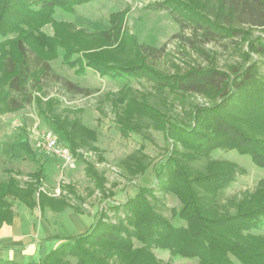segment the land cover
Listing matches in <instances>:
<instances>
[{
    "label": "trees",
    "instance_id": "obj_1",
    "mask_svg": "<svg viewBox=\"0 0 264 264\" xmlns=\"http://www.w3.org/2000/svg\"><path fill=\"white\" fill-rule=\"evenodd\" d=\"M86 2L89 0H0V113L21 110L34 103L52 120L74 152L97 148L93 132L80 116H62L57 107L61 101L44 99L52 84L72 96L91 93L54 70L49 57L59 50H63V57L71 66L83 73L93 69L103 76L152 79L182 96H199L205 101L194 102L179 131H172L174 126L166 124L170 135L182 133L181 138L166 159L154 167L153 185L140 186L139 193L127 199L122 210L114 206L116 223L98 219L83 235L70 237L72 241L47 254L41 264H70L67 254L75 256L79 264H165L155 255L156 248L183 259H197L199 264H264V234L255 233L263 228L264 181L255 192L245 191L222 199V193L240 174L241 167L229 159L212 156L216 148L236 149L251 155L257 165L264 167V0L158 3V8H170L180 29L188 33L179 36L203 58V62H190L173 76L156 71L148 63L145 46H135L140 58L120 67L98 60L94 54L73 58L79 47L42 31L44 25L55 24L56 8L74 12L75 6ZM122 29L105 30L94 36L99 42L111 44ZM208 44L230 51L233 62L220 67L218 51ZM158 77L168 80L162 82ZM126 93H117L116 102L125 98ZM126 100L128 106L133 102L131 97ZM155 100L159 105V97ZM149 101L145 97L143 104L157 116ZM123 114L124 122L134 125L135 131H145L146 125L153 123L149 116L129 107ZM158 114L164 121L165 117ZM176 121L172 117L170 123ZM121 164L131 179L144 173L152 160L138 149ZM29 186L30 191L25 190L12 177L0 182V225L10 223L13 217L10 197L31 207L36 204V194H32L35 189ZM169 194L181 201L180 210L171 208L170 215L165 202ZM47 198L40 193L41 206H67L64 199ZM175 217L185 223L175 224ZM0 264L19 263L0 259Z\"/></svg>",
    "mask_w": 264,
    "mask_h": 264
},
{
    "label": "rangeland",
    "instance_id": "obj_2",
    "mask_svg": "<svg viewBox=\"0 0 264 264\" xmlns=\"http://www.w3.org/2000/svg\"><path fill=\"white\" fill-rule=\"evenodd\" d=\"M158 3L170 5L175 3V0H89L75 6L74 12L56 8L53 13L55 24L44 25L42 31L46 35L58 36L65 42L79 47L73 58L85 53L94 54L93 57L98 60H107L120 67L133 64L140 58V54H137L139 49L135 46H145V52L149 55L148 63L152 64L156 71L173 76L190 62H203V58L191 50L179 36L181 33H188L180 29L170 8H158ZM120 27L123 29L115 43L99 42L94 36L105 30L117 32ZM35 44L39 46L38 41H35ZM208 46L218 51L220 67H226L227 63L233 62L234 56L230 51L219 45ZM149 47L156 49L151 51ZM63 55V50H59L55 56L50 55L49 61L54 70L76 84L90 89L91 93L72 96L60 89L59 85L52 84L48 87L49 96L44 99L46 101L52 97L61 101L57 107L62 116H80L84 125L93 132L97 148H80L74 152L57 131L52 120L48 119L36 104H26L21 110L6 111L9 113H6L3 119L0 118V139L3 137L11 149L21 148L26 152L22 153L21 157L8 160L0 157V180L6 182L11 177L15 178L27 191H30L29 184L33 186L34 195L42 192L51 199H64L67 203L66 209L69 210H88L95 214V224L100 218L105 223H116L114 206H120L119 209L122 210L125 201L139 193L140 186L153 185L154 167L166 159L177 140L181 138L182 133L175 132L173 134L176 135H170L167 125L174 126L172 131H179L183 118L189 116L194 102L203 103L205 100L199 96H182L167 86L157 82L154 84L152 79L143 77L124 79L103 76L93 69H87L83 73L77 70V67L71 66ZM155 76L157 77L156 74L154 78ZM158 79L165 82L168 77ZM123 91L127 92V97L121 100L118 98L116 102V94ZM128 97L133 101L130 106L127 105ZM145 97L149 98V103L154 104L153 113L158 117L151 114L152 109H146L143 104ZM156 97H159V105L155 103ZM126 107L135 113L149 116L153 123L146 125L145 131H135L132 129L134 125L124 122L123 113ZM158 113L165 117L164 121L159 119ZM172 117L176 118V123H170ZM50 131L54 133L60 145L71 150L74 163L65 165L56 155L45 151L41 135ZM138 149L149 156L152 164L144 173L129 179L121 162ZM212 156L229 159L241 167L240 174L222 193V199L235 194L241 195L245 191L255 192L260 185L263 186L264 167L257 165L251 155L236 149L216 148ZM39 169L42 171H38ZM9 200L18 211L23 209L24 206L19 200L13 197ZM165 202L167 214L171 208L176 211L181 208V201L173 194H169ZM173 222L178 225L185 223L176 217ZM262 227L255 230V233L264 234V218ZM69 238L63 240L62 244L72 241ZM136 244L140 245L137 241ZM154 253L165 264H199L197 259H183L172 255L168 250L156 248ZM66 257L70 264H79L72 254H67Z\"/></svg>",
    "mask_w": 264,
    "mask_h": 264
},
{
    "label": "crops",
    "instance_id": "obj_3",
    "mask_svg": "<svg viewBox=\"0 0 264 264\" xmlns=\"http://www.w3.org/2000/svg\"><path fill=\"white\" fill-rule=\"evenodd\" d=\"M6 113H0V118L3 119ZM22 153L26 152L21 148L11 149L3 137L0 139V157L3 160L21 157ZM22 206L20 211L11 206L13 217L10 223L0 225V259L14 260L19 264H41L43 258L59 247L63 240L82 235L97 219L88 210L74 211L66 209L67 206L56 209L47 204L41 206L39 196L33 207L25 203Z\"/></svg>",
    "mask_w": 264,
    "mask_h": 264
},
{
    "label": "built area",
    "instance_id": "obj_4",
    "mask_svg": "<svg viewBox=\"0 0 264 264\" xmlns=\"http://www.w3.org/2000/svg\"><path fill=\"white\" fill-rule=\"evenodd\" d=\"M42 136V146L46 149L48 154H53L61 158L64 164H72L74 163V158L71 150L68 147H63L59 144L58 139L54 135V133L47 132Z\"/></svg>",
    "mask_w": 264,
    "mask_h": 264
}]
</instances>
